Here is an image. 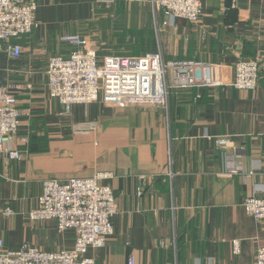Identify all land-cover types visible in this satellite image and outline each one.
I'll return each instance as SVG.
<instances>
[{"label": "crops", "instance_id": "1", "mask_svg": "<svg viewBox=\"0 0 264 264\" xmlns=\"http://www.w3.org/2000/svg\"><path fill=\"white\" fill-rule=\"evenodd\" d=\"M38 1L37 26L11 39L22 48L19 57L0 51V95L7 88L18 100L14 144L23 153L20 160L0 158L4 246L72 249L75 230L60 231L56 219L29 217L42 182L108 172L103 184L112 187L118 210L106 245L86 253L96 264H129L131 254L135 264H255L264 219L249 215L243 203L252 187L264 196V66L254 90L173 89L166 106L109 105L101 96L67 107L50 95L47 70L52 57L72 51L60 40L65 34L88 37L100 60L114 55L99 42L116 7V16L147 13L138 27L146 30V45L144 51L139 44L127 49L133 55L161 51L167 60L222 64L231 78L237 61L264 52V0H200L197 22L178 19L174 25L165 23L162 11L156 17L148 0H118L115 7L97 0ZM83 123L95 127L82 130ZM221 139L230 142L221 145ZM228 167L241 171L229 173Z\"/></svg>", "mask_w": 264, "mask_h": 264}, {"label": "built area", "instance_id": "2", "mask_svg": "<svg viewBox=\"0 0 264 264\" xmlns=\"http://www.w3.org/2000/svg\"><path fill=\"white\" fill-rule=\"evenodd\" d=\"M118 0H97L111 6ZM156 17L162 11L166 24L178 19L197 22L202 14L200 0H148ZM38 0H0V51L19 57L22 48L11 39L30 33L37 26ZM60 40L72 46L69 56L50 59L47 76L48 90L67 107L90 104L101 96L109 105L150 103L166 106L170 91L192 87L232 85L238 89L254 90L264 66V52L250 60H239L234 65V76L225 77L224 65L192 59H165L161 51L136 56L108 55L99 59L96 48L88 37L78 33L62 35ZM17 98L7 88L0 95V158L20 160L23 153L14 140L21 126ZM83 123L81 129L94 128ZM227 145L229 139L218 140ZM238 167H228L229 173H238ZM111 173L99 172L91 177L68 179L49 178L42 182L43 191L38 206L32 209V220L56 219L58 229H73L76 241L72 249L44 251L23 244L16 249L6 248L0 240V264H96L86 256L89 247H103L114 233L113 215L117 203L112 187L103 180ZM249 176L246 174L245 177ZM257 186L244 200L246 212L256 219H264V196ZM6 214H11L7 209ZM239 251V241H234ZM129 264H135L131 254ZM264 264V245H259L256 263Z\"/></svg>", "mask_w": 264, "mask_h": 264}, {"label": "rangeland", "instance_id": "3", "mask_svg": "<svg viewBox=\"0 0 264 264\" xmlns=\"http://www.w3.org/2000/svg\"><path fill=\"white\" fill-rule=\"evenodd\" d=\"M113 7H115L116 2L113 3ZM144 8V6L142 7ZM117 10L116 7L112 8L109 11L110 16L107 17L106 23L104 25L105 32L103 33V39L99 42V46L101 49H105L106 53L119 55V56H136L133 55V51L129 52L127 49L132 48L135 44H139L141 51H144V46L146 44L141 45V38L145 34V29H139L140 27V19H142V23H145L147 13L144 11H140L142 13H126L122 16H116ZM116 21V24H114ZM138 25V26H137ZM110 26L113 27V30L110 29ZM114 28H119L122 30L121 35L114 31ZM142 28V27H141ZM143 40V39H142ZM144 43V40H143ZM103 47V48H102ZM100 49V50H101ZM117 51L119 53H117ZM150 52V51H149ZM138 55H143L146 52Z\"/></svg>", "mask_w": 264, "mask_h": 264}]
</instances>
